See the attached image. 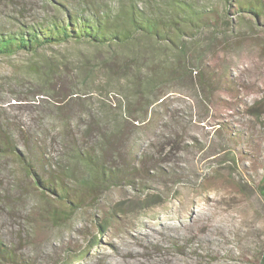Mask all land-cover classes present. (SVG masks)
Returning <instances> with one entry per match:
<instances>
[{
  "label": "rangeland",
  "instance_id": "1",
  "mask_svg": "<svg viewBox=\"0 0 264 264\" xmlns=\"http://www.w3.org/2000/svg\"><path fill=\"white\" fill-rule=\"evenodd\" d=\"M20 1L24 7L41 3ZM20 1L0 0V25L17 22ZM72 48L62 50L72 55ZM211 50L199 70L176 74L177 82L149 109L132 106L131 120L145 118L132 127V152H146L155 175L83 196L57 226L46 222L45 244L32 256L43 257L44 264L263 263L264 197L258 185L264 176V26L219 34ZM29 60L23 52L0 56V112L26 129L36 130L46 116L72 120L89 104L120 116L113 108L122 96L103 87L84 101L36 94L23 76ZM14 92L19 98L11 97ZM223 124L240 139L230 129L221 131ZM0 165V237L16 249L23 241V216L36 220L39 205L51 208L55 199L33 188L12 158ZM100 224H106L104 232Z\"/></svg>",
  "mask_w": 264,
  "mask_h": 264
},
{
  "label": "trees",
  "instance_id": "2",
  "mask_svg": "<svg viewBox=\"0 0 264 264\" xmlns=\"http://www.w3.org/2000/svg\"><path fill=\"white\" fill-rule=\"evenodd\" d=\"M15 5L21 16L13 26L0 25V56L30 55L23 76L36 94L62 100L75 95L74 101H84L103 87L122 96L112 107L120 116L89 104L72 120L46 116L33 131L0 112V162L12 158L33 188L55 199L51 208L39 205L36 220L23 216L21 247L14 249L0 237V264H44L43 257L31 252L45 244L47 223L57 226L62 213L78 209L85 195L155 175L151 157L132 152L135 120H145L130 119L132 106L138 102L149 109L177 82L176 74L199 70L219 34L264 26V0H123L119 6L103 0H41ZM68 46L72 55L62 50ZM11 97L19 98L16 92ZM50 124L52 128L44 127ZM223 130L240 139L224 124ZM258 188L264 197V176ZM105 225L100 224L101 232Z\"/></svg>",
  "mask_w": 264,
  "mask_h": 264
}]
</instances>
